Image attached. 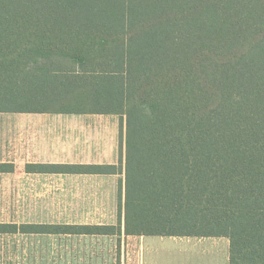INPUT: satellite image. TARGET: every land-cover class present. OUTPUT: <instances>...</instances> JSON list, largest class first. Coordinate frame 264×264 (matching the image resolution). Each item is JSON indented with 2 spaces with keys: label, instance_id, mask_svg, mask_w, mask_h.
I'll use <instances>...</instances> for the list:
<instances>
[{
  "label": "trees",
  "instance_id": "1",
  "mask_svg": "<svg viewBox=\"0 0 264 264\" xmlns=\"http://www.w3.org/2000/svg\"><path fill=\"white\" fill-rule=\"evenodd\" d=\"M49 109L125 117L117 223L0 234L226 236L264 264V0H0V111Z\"/></svg>",
  "mask_w": 264,
  "mask_h": 264
},
{
  "label": "rangeland",
  "instance_id": "2",
  "mask_svg": "<svg viewBox=\"0 0 264 264\" xmlns=\"http://www.w3.org/2000/svg\"><path fill=\"white\" fill-rule=\"evenodd\" d=\"M4 162L15 170L0 172V222L117 223V177L28 174L26 161ZM136 239L123 234H0V264H139Z\"/></svg>",
  "mask_w": 264,
  "mask_h": 264
},
{
  "label": "crops",
  "instance_id": "3",
  "mask_svg": "<svg viewBox=\"0 0 264 264\" xmlns=\"http://www.w3.org/2000/svg\"><path fill=\"white\" fill-rule=\"evenodd\" d=\"M0 161H26L23 171L28 174L117 177L119 183L124 180L125 117L55 109L0 111ZM120 161L122 172L114 174L26 169L29 164L116 165ZM133 237L138 241L139 264H229L230 242L226 236ZM192 253L195 256L191 260Z\"/></svg>",
  "mask_w": 264,
  "mask_h": 264
}]
</instances>
